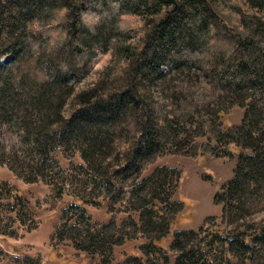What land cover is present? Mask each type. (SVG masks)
Returning a JSON list of instances; mask_svg holds the SVG:
<instances>
[{
    "label": "trees",
    "instance_id": "trees-1",
    "mask_svg": "<svg viewBox=\"0 0 264 264\" xmlns=\"http://www.w3.org/2000/svg\"><path fill=\"white\" fill-rule=\"evenodd\" d=\"M100 52L109 59L93 68ZM192 68L220 92L229 89L227 104L210 114L208 139L234 141L238 158L214 196L224 202L220 220L173 229L164 247L183 208L171 197L180 175L165 163L148 173L146 166L165 148L192 156L220 149L197 142L200 124H160L167 104L151 92ZM243 94L258 97L257 105L222 129L220 115ZM9 124L19 141L6 147L0 140V163L24 182L42 180L56 195L66 186L68 207L83 214V203L113 209L119 199L139 211V223L112 217L57 229L54 236L83 252L107 248V255L112 245L141 238L126 263L169 264L173 255V264H264V219H254L264 211V0H0V136ZM58 145L79 150L88 166L78 167L90 182L64 174L51 154ZM11 187L0 181L18 200Z\"/></svg>",
    "mask_w": 264,
    "mask_h": 264
},
{
    "label": "rangeland",
    "instance_id": "rangeland-1",
    "mask_svg": "<svg viewBox=\"0 0 264 264\" xmlns=\"http://www.w3.org/2000/svg\"><path fill=\"white\" fill-rule=\"evenodd\" d=\"M242 4L244 11H253L254 7L250 4ZM192 33L197 40L199 33L193 30ZM108 59V53L100 52L93 60V68L102 67ZM222 89L223 92H220L211 85L203 71L198 72L192 68L185 75L178 71L167 76L160 93L151 92L153 96L162 98L167 104L166 120L161 118L160 124H167V121H170V124L179 130L200 124L204 127V132L203 135L196 137L197 142L209 141L220 148L215 153L200 149L199 155L195 156L183 152L173 153L165 148L161 150L154 163L146 166L145 173H148L154 166L165 163L168 168L178 170L180 175L171 197L174 200H181L183 208L176 215L171 232L161 241L164 247L168 246L173 229H197L207 225L209 216L214 217L217 222L220 220L224 202L214 201V196L221 192L222 186L233 176L238 158V147L234 141L220 145L214 138L208 139V136L212 135L209 128L212 110L217 105L227 104L226 90L229 89L226 85ZM231 91L234 93V90ZM250 92L256 91L250 88ZM242 97L236 98V102L229 107L224 116L220 115L222 129L228 130L242 123L245 112L259 101L258 97L252 99L250 94H243ZM186 111L188 115H184ZM1 130L0 140L6 147L18 143L19 129L16 124L3 125ZM51 154L64 174L68 176L80 174L86 178L84 170L78 167L81 163L85 164V167L88 166L79 150L58 145ZM1 180H6L14 192L19 191L21 197L16 200L13 197L15 193L0 190V264H36L27 257L37 260L39 264H128L124 260L125 257L138 253L137 246L141 244V238L114 244L110 253L106 255L107 248L103 252H83L76 248L71 240L60 239L59 233L54 236L58 228L64 227L65 224L80 223L81 220L92 225L114 217L118 224L125 219L139 223V211L125 210L126 200L116 201L113 209L110 203L105 201L99 205L83 203L86 212L83 214L68 207L70 194L66 186L56 195L50 184L42 180L24 182L0 163ZM86 181H91L89 176ZM87 216L89 221L86 219ZM258 218L264 219V211L254 219ZM102 253L108 258L107 261H103ZM169 264H173V255Z\"/></svg>",
    "mask_w": 264,
    "mask_h": 264
}]
</instances>
